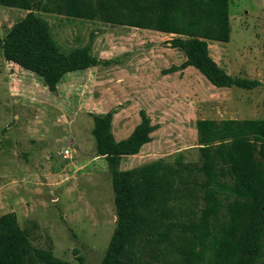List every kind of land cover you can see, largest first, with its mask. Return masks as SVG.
<instances>
[{"label":"rangeland","instance_id":"1","mask_svg":"<svg viewBox=\"0 0 264 264\" xmlns=\"http://www.w3.org/2000/svg\"><path fill=\"white\" fill-rule=\"evenodd\" d=\"M36 1L0 0V36ZM229 1L230 40L210 41V54L232 76L259 80L254 88L217 87L184 66L185 54L171 44L176 34L37 10L62 49L89 45L100 63L67 73L52 92L0 49V217L14 213L36 248L71 264H99L117 211L108 161L93 136L95 115L113 114L118 141L131 135L141 110L155 126L150 142L122 157L121 170L154 160L198 165V119L263 118L264 0ZM128 12L117 16L126 20ZM163 244L147 248L143 263L166 264Z\"/></svg>","mask_w":264,"mask_h":264},{"label":"trees","instance_id":"2","mask_svg":"<svg viewBox=\"0 0 264 264\" xmlns=\"http://www.w3.org/2000/svg\"><path fill=\"white\" fill-rule=\"evenodd\" d=\"M28 7L25 17L0 36V49L6 60L36 73L52 92L67 73L100 60L89 45L62 49L37 10L117 19L176 34L171 44L185 54L183 65L195 67L215 86L261 84L232 76L210 54V41L230 40L229 0H37ZM121 10L129 11L126 20L117 16ZM112 116L95 115L93 129L98 155L108 161L117 211L114 233L99 264H149L142 259L146 249L154 253L164 242L166 264H258L264 255V117L198 119V165L154 160L121 170L122 157L137 154L150 142L155 126L141 110L131 135L118 141ZM138 237L145 239L140 245ZM0 264L71 263L34 247L16 215L7 213L0 217Z\"/></svg>","mask_w":264,"mask_h":264},{"label":"built area","instance_id":"3","mask_svg":"<svg viewBox=\"0 0 264 264\" xmlns=\"http://www.w3.org/2000/svg\"><path fill=\"white\" fill-rule=\"evenodd\" d=\"M64 152H65V155L67 156L70 153V149H65Z\"/></svg>","mask_w":264,"mask_h":264}]
</instances>
